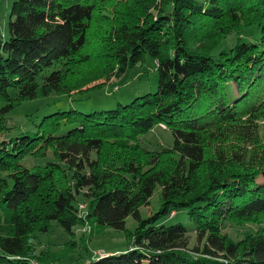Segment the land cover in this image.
<instances>
[{"label":"trees","instance_id":"trees-1","mask_svg":"<svg viewBox=\"0 0 264 264\" xmlns=\"http://www.w3.org/2000/svg\"><path fill=\"white\" fill-rule=\"evenodd\" d=\"M145 53L157 61L155 92L79 110L103 88L91 83ZM49 96L35 133L0 142V264H264V226L240 240L223 232L264 224V0H17L0 37V129L21 103ZM160 124L173 145L144 147ZM48 152L44 166L21 162ZM157 188L161 206L143 217ZM53 222L69 241L38 250ZM76 227L86 252L109 227L129 246L81 261Z\"/></svg>","mask_w":264,"mask_h":264},{"label":"rangeland","instance_id":"rangeland-1","mask_svg":"<svg viewBox=\"0 0 264 264\" xmlns=\"http://www.w3.org/2000/svg\"><path fill=\"white\" fill-rule=\"evenodd\" d=\"M15 1L17 0H0V37L3 41L9 38L10 13L12 4ZM242 36L245 37V34H242ZM236 41L237 36L231 34L221 43L218 50L214 52L215 55H217L220 50L233 46ZM158 75L157 61L149 53H145L141 61L134 67L129 68L123 75L111 76L106 82H103L105 79H102L91 83L89 86L100 84L103 88L90 92L88 94L90 98L83 100V103L79 105L78 108L83 112H89L92 108H97L98 110L112 109L119 103L125 104L138 96L149 92H155L158 88ZM10 92L14 96L17 94V91L13 89H11ZM55 99L56 96L42 97L25 101L17 106L7 115L4 125H1L0 131H2V129L4 131L0 135V142L10 140L20 135L22 132L28 131L35 133L37 123L40 122L44 114L48 113L50 108L54 107H50L49 105ZM140 141L144 147L150 150H160L163 147L172 146L174 143V136L170 130H166L160 124L146 135L140 137ZM48 160H54L52 152H48L46 158L27 156L24 157L21 162L25 167L33 168L35 166H44ZM0 175H2L1 171ZM83 202L84 201H81V203ZM160 206L161 194L160 188H157L151 197L150 205L140 209L141 215L143 217H148L157 212ZM2 208L3 204L0 205V212ZM136 224L137 222L132 216L127 218L126 226L128 229H133ZM261 226H264V224L234 225L226 222L223 224V232L229 234L234 240H240L244 232H255ZM75 231L78 233L74 235L73 239L76 240L77 245L73 252L74 256L71 257H81V261L89 259V255L91 254V259H95L103 255L122 252L129 246V241L124 231L109 227L102 231H97L86 241V248L88 250L86 252L84 244L79 240L81 236L80 233L82 232L81 227H76ZM91 232L92 230L86 233V235L89 236ZM38 238V250L48 247L51 251H57L64 249V245L69 241L70 236L67 232L62 230L56 222H53L50 231L48 233H39ZM63 264H75V262L72 261V258H69L64 261Z\"/></svg>","mask_w":264,"mask_h":264},{"label":"built area","instance_id":"built-area-1","mask_svg":"<svg viewBox=\"0 0 264 264\" xmlns=\"http://www.w3.org/2000/svg\"><path fill=\"white\" fill-rule=\"evenodd\" d=\"M161 126H162L163 128H166V126H165L164 124H161ZM85 208H86V204H85V203L80 204V209H85ZM83 230H84V231H87V227L85 226V227L83 228Z\"/></svg>","mask_w":264,"mask_h":264}]
</instances>
